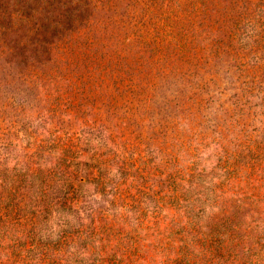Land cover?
<instances>
[{"label": "rangeland", "instance_id": "1", "mask_svg": "<svg viewBox=\"0 0 264 264\" xmlns=\"http://www.w3.org/2000/svg\"><path fill=\"white\" fill-rule=\"evenodd\" d=\"M257 64L264 0H0L5 211L29 214L28 168L57 162L68 136L82 162L109 151L112 136L159 175L176 155L192 159L204 135L210 153L237 123L261 132Z\"/></svg>", "mask_w": 264, "mask_h": 264}, {"label": "trees", "instance_id": "2", "mask_svg": "<svg viewBox=\"0 0 264 264\" xmlns=\"http://www.w3.org/2000/svg\"><path fill=\"white\" fill-rule=\"evenodd\" d=\"M249 125L210 153L202 136L192 159L176 155L159 175L112 136L82 162L68 136L57 162L28 168L29 214L0 199V264H264V128Z\"/></svg>", "mask_w": 264, "mask_h": 264}]
</instances>
